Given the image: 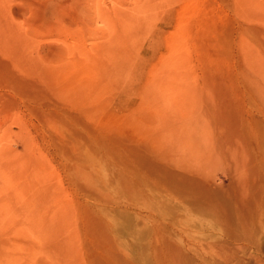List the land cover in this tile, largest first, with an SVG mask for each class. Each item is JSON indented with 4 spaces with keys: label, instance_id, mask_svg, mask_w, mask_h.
Wrapping results in <instances>:
<instances>
[{
    "label": "rangeland",
    "instance_id": "374dc122",
    "mask_svg": "<svg viewBox=\"0 0 264 264\" xmlns=\"http://www.w3.org/2000/svg\"><path fill=\"white\" fill-rule=\"evenodd\" d=\"M0 264H264V0H0Z\"/></svg>",
    "mask_w": 264,
    "mask_h": 264
}]
</instances>
